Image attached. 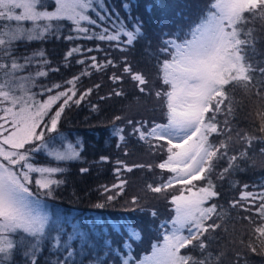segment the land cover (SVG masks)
<instances>
[{
	"label": "snow or ice",
	"instance_id": "obj_1",
	"mask_svg": "<svg viewBox=\"0 0 264 264\" xmlns=\"http://www.w3.org/2000/svg\"><path fill=\"white\" fill-rule=\"evenodd\" d=\"M132 10L131 0H120L119 9L108 0H0V264H39L45 247L54 250L49 252L55 256L54 264H85V260L88 264H220L223 254L214 256L211 251L215 239L212 233L221 227L217 220H222L227 210L215 202L220 193L212 174L222 161L227 166L216 173L220 180L243 171L241 162L249 159L254 143L261 145L259 151L264 154V66L255 60L260 37L256 28L249 26L264 22V0H206L195 20L184 27L174 24L171 32H162L156 52L146 37L143 19L134 17ZM146 10L151 12V5ZM49 37L105 42L121 52L146 40L145 54L155 60L163 85L155 96L165 109L166 122L128 120L130 132L125 134L124 127L114 126L111 134L121 142H126V135L135 136L153 150L167 152V158L157 167L171 175L166 180L162 178L160 184L147 187L165 199L170 197L175 214L156 226L162 241L151 244L150 254H133L132 244L142 241L143 235L128 221L107 226L111 232L123 235L116 245L111 232L103 227L100 238L74 222L66 232L67 222H61L59 216L51 217L38 198L41 192L53 196L54 186L63 183L54 177L64 169L37 166L33 162L35 154L45 152L57 162L81 158L77 145L69 143L60 151L50 134L58 132L66 108L79 106L92 94L93 88H89L77 96V85L82 76L90 75L88 69L116 67L99 44L93 48L76 45L64 59L68 62L74 55L82 54L83 58L76 62L85 65L84 71L67 80L68 87L39 84V78L59 68L48 67L50 61L42 50L18 53L22 45ZM93 51L104 52V61L95 55H84ZM122 64L123 73L137 82L138 90L150 94L146 77L133 71L127 57ZM33 65L40 70L28 71ZM110 79L116 83L123 76L114 73ZM36 87L39 92L33 91ZM57 89L62 90L54 91ZM237 89L260 102L259 136L236 132L233 140L231 120L236 114ZM114 94L120 96L123 92ZM45 96L46 99L38 98ZM91 107L98 110L97 105ZM238 144L243 147L237 149ZM117 164L132 171L123 161ZM88 170L82 168L81 172ZM115 171L119 174L121 169ZM126 183L120 180L111 187L101 186L103 193L109 194L95 207L104 208L116 200ZM33 184L36 193L32 191ZM176 185L180 186L176 194L169 193ZM242 187L245 190L239 199L229 205L249 213L243 217L252 226L248 250L256 253L260 248L264 252V183L253 185L258 189L255 192L247 190L248 184ZM128 203L131 211L147 212L153 220L157 219V211L142 207L139 197H131ZM75 240L80 242L79 249L73 244ZM195 250H199L200 257L192 255ZM242 261L246 264L244 256L237 253L234 264Z\"/></svg>",
	"mask_w": 264,
	"mask_h": 264
},
{
	"label": "trees",
	"instance_id": "obj_2",
	"mask_svg": "<svg viewBox=\"0 0 264 264\" xmlns=\"http://www.w3.org/2000/svg\"><path fill=\"white\" fill-rule=\"evenodd\" d=\"M131 2L133 3L132 15L134 17L139 16L143 19L146 37L151 40L152 51L156 52L159 47L162 32H171L174 24L184 27L191 21L195 20L199 14V10L204 6L206 0H131ZM108 3L114 4L119 9L120 0H108ZM148 5H151V12L146 10ZM262 24H264V22L257 21L254 25L249 26L255 27L257 30L256 34L260 37V42L256 45L259 55H256L255 60L261 61V66H264V27H262ZM161 25H163V28ZM165 25H168V27H165ZM64 34H68L66 29L64 30ZM96 44H99L101 48L107 51L108 58L115 62L116 67L109 66L100 71L88 69L90 75L82 76L77 85V96L80 92L89 88H93L92 94L87 96L79 106L72 104L71 107L65 109L58 125L59 133L54 136L55 146L58 144L63 145L66 142L77 145L81 157L77 160H83V168L89 170L81 173L80 168L78 170L74 168L70 169L68 164H66L68 168L63 163L58 164V167L64 169V171L58 173L59 176H56V179L59 178V180L64 181V176L66 180L59 186H54V194L51 197L48 196V201L50 203V216L53 218L59 216L61 222H67L68 227L65 229L66 232L71 230V225L74 222L76 225H80L83 228L91 229L96 237L100 238L102 235L100 229L103 227L106 232H111V229L107 226L111 225L113 222L128 221L141 230L149 222V219H152L147 212H127L124 209H119V207L122 206L121 202L123 204L125 201V203H128L127 199L125 200V193L127 192L125 188L127 187L124 188V192L118 196L116 200L109 202L106 207H95L97 203L103 202L100 198L97 199V195L103 193L101 186H105L104 184L106 182L113 180L114 178H118L117 183H119L120 180H124L125 176H127L122 167L119 175L115 170H112V165L116 163V160L122 159L124 165L130 167H133L134 165H144V167H133L134 170L139 171V169L142 168L149 171L154 170L152 167H148L150 161L145 159L147 157H144L145 152H148L149 148L146 147V151L142 149L143 141H139L135 136L127 135L126 142L119 141L118 137L111 134L114 126L117 128L124 127L125 134H127L131 131V126L127 124L128 120L135 122L140 119L141 122L148 121L151 123L154 121L156 123H161L166 122V118L162 102L155 97V94L151 92L153 97H149L147 100L146 98H142L144 95L138 90V88H136L137 82L133 81L130 76L123 73L122 60L124 57H127V63L132 66L133 71L142 73L148 78L150 74L147 70H144V64L146 63L148 64L147 68L149 67V70H154L153 76L156 81V89L154 90L153 87L152 90L155 92L163 87L158 78V68L155 60L145 54L146 40H140L134 47H131L124 52L109 48L105 42L83 40V47L85 48H93ZM71 46L73 47L76 45L72 44ZM41 50L45 52L47 59L50 61L48 67L59 68V71H50L47 77L39 78V84L47 86L61 84L64 87H68L65 82L72 77L79 75L85 69V65L76 62L78 59L83 58L82 54H76L70 58L68 62L65 61L64 58L69 50V44L67 40L63 38L56 39L49 37L44 41H34L27 45H22L18 54H31L34 51ZM118 54L121 55L122 59L119 60V63H116L115 57ZM84 55H95L100 61H104L105 59L104 52L93 51ZM112 69L113 71L121 69L119 73L123 76L121 81L113 83L110 79L114 74L111 72ZM39 70L40 68L35 65L28 69V71L33 73ZM97 84L100 85L98 89L94 88ZM59 90L62 89L54 91ZM110 90L113 91L112 95H110L111 93H108L111 92ZM33 91L39 92L40 88L36 87ZM115 91H121L123 92V95L117 96L114 94ZM234 96L237 108L236 114L231 120L233 127V140L236 139V132H239L241 135L248 133L249 135L259 136L260 133L257 129L260 120L258 119L255 110H261L260 102L257 101L254 96H251L241 89H237ZM100 97H105V99L101 100ZM38 98L46 99V96ZM141 99H144V105H147L145 111L149 112L138 114L140 117L130 115L127 120L126 116H123V112L129 104L132 105H129L130 108H134ZM252 104H256V106H254V111L252 109L253 106H251ZM92 105H97L98 110L93 111L91 107ZM57 106L58 104L54 105L53 111ZM132 113H134V111ZM116 117H121V119L116 120ZM220 119H223V117H220ZM118 143L120 144V147H117ZM260 146L261 145L254 143L253 148L249 149V159L246 162H241V167L244 169L243 171L236 172L235 174H228L225 179L220 180L217 178L216 173H218L221 168L227 166V162L222 161L217 167L216 172L212 174V180L216 184L217 191L220 193V196L216 198L215 202L222 205L223 208L227 210V215H225L222 220H217V222L221 224V227L212 233L215 239L211 245V251L214 256L223 254L221 256L220 264H234L237 253L244 256L246 264H264V252H262L260 248H258V251L260 252L259 254L250 252L246 247L247 244L245 245L243 243L241 246V243L243 242L242 238L244 239L249 236V231L252 227L248 221L243 219L244 216L248 215V212H245L239 207L231 208L229 205L230 201L238 200L240 193L245 190L242 185L248 184L250 187L247 190L255 192L258 189L252 186L264 183V171H261V160L264 159V154L260 153ZM241 147H243L242 144L237 145V149ZM156 156L158 158L156 164L158 165L167 158V152L166 150L157 151ZM101 157H107L108 160L101 161ZM133 163L135 164L133 165ZM91 165H93V167H90ZM159 170L161 173L165 171L161 169ZM125 172H128L129 174L132 173L133 170L131 172L125 170ZM115 175L117 176L115 177ZM169 175H171V173L167 172L165 175L161 174V177L166 180ZM146 176L149 178L147 180V186L149 184L156 185L157 182L158 184L162 182V178L158 179L157 175L150 174ZM134 181H137V179L133 178V182ZM144 181L146 180L144 179ZM111 183H113V181H111ZM97 185L101 186L98 187ZM179 187L180 186H177L176 190ZM98 188H100L99 191H97ZM146 193L148 194L146 197L138 196L141 203L142 199H152L151 194L153 192H151L148 187ZM94 200H97L98 202L93 203ZM92 203L94 205H92ZM141 206L151 209V205L149 204H143ZM248 207L251 208L250 205H248ZM160 209H163V212L168 211L167 213L169 215L166 219H171L174 211L173 206L170 203H165V206H156V211ZM144 216H148V218H144ZM230 230L233 231L232 233H236L241 241L229 239L228 233L231 234V232H229ZM53 235H55V233H53ZM122 238L123 235H117L116 233L111 232V239L116 245H119ZM158 239L162 241V236H160L159 230H156L155 235L153 232L148 231L145 236V242L141 241L142 246L144 247L138 248L135 245H132L134 250L133 254L137 256L142 253L149 254L151 244ZM73 244L76 249L80 248L79 240L73 241ZM227 246L229 247L226 253H221L222 249ZM231 247L235 252L231 250ZM50 251L54 250L45 247L43 255L40 256L39 264H50V262L54 264L55 256H50ZM192 255L200 257L201 253L199 250H195L192 252ZM77 260H79V257H77ZM20 264H23V262L21 261ZM85 264H88L87 260H85ZM242 264H244L243 261Z\"/></svg>",
	"mask_w": 264,
	"mask_h": 264
},
{
	"label": "rangeland",
	"instance_id": "obj_3",
	"mask_svg": "<svg viewBox=\"0 0 264 264\" xmlns=\"http://www.w3.org/2000/svg\"><path fill=\"white\" fill-rule=\"evenodd\" d=\"M49 10H52L51 8L49 9ZM183 19V18H182ZM165 27H168V25H165ZM68 42V44H69V49L70 48H72V44H75V45H78V44H80V45H82L83 46V40H73V41H67ZM74 47V46H73ZM120 53V52H119ZM122 58H121V55H117L116 57H115V61H116V63H119V60H121ZM145 66H144V70H147L148 71V73L150 74L149 75V77L147 78V80L149 81V88H150V94H145V93H143V97L142 98H146V100L147 99H149V97H153L152 95H151V92H153L154 94H155V92H154V90L156 89V81H155V77L153 76L154 75V70H149V67L147 68V65L148 64H144ZM121 70V69H120ZM120 70H117V71H113V69L111 70V72L112 73H115V74H117V75H120L119 73H120ZM154 87V90H152V88ZM136 88H137V86H136ZM111 91V90H110ZM108 92V91H107ZM106 92V93H107ZM108 93H111V95H112V93H113V91H111V92H108ZM156 97V96H155ZM157 98V97H156ZM144 99H141V100H139L138 101V103L136 104V106L134 107V108H130L129 107V105L130 106H132L131 104H129L128 105V107L125 109V111L123 112V116H126V118H127V120H128V118L130 117V115H136V116H138V117H140V115H138V114H141V113H143V112H146V113H148L149 111H145L146 109H145V107L147 106V105H144ZM251 106H253L252 107V109H253V111H254V106H256V104L255 105H251ZM69 110V109H68ZM70 111H71V109H70ZM134 111V113H132ZM255 112L257 113L258 112V110H255ZM142 116H145V115H142ZM139 121L141 122V120L139 119ZM162 123V122H161ZM57 133H59V132H57ZM57 133H52V134H50L52 137H54ZM70 142H66V143H64L63 145H60V144H58V145H56L55 147L57 148V149H59L60 151H64L65 149H66V146H67V144H69ZM143 143V146H142V149L144 150V151H146V147L147 148H149V150H148V152L146 151L145 152V156L144 157H147V158H145V159H147L148 161H150L149 162V165H151V167L154 169V170H152V171H149V170H146L145 168H142V169H139V171L138 170H134V168L132 169L133 170V172L132 173H129L128 174V172H125V168L123 167V166H120V164L118 165L117 164V161H123L122 159H118V160H116V163L114 164V165H112V170H115V169H117V168H120L121 169V167L123 168V171H124V173H125V175H127V176H125V181L127 180L128 181V183H126V185L124 186V188L125 187H127V188H125V190L127 191L126 193H125V195H126V197H125V200L127 199V202L128 201H130V199H131V197H133V196H143V197H146V195H148L147 193H146V189H147V180L149 179V178H147V176L146 175H157V177H158V179H161L162 177H161V174H166L167 173V171L165 170L163 173H161V171L159 170V168L157 167V164H156V161H157V151H164L163 149H159V148H157L155 151H153L152 150V148L150 147V145L148 144V143H146V142H142ZM71 144H73V143H71ZM74 145V144H73ZM78 150H79V148H78ZM143 157V158H144ZM40 159H43V160H40ZM52 159V160H51ZM54 161V162H53ZM37 166H41V167H58V164H64L67 168H68V166L70 167V169H72V168H74V169H76V170H78L79 168L80 169H82L83 168V160H69V161H64V162H57V161H55L53 158H51V157H49L45 152H39V153H36L35 154V156H34V161H33ZM124 162V161H123ZM49 163V164H48ZM138 163V162H137ZM66 164H68V166L66 165ZM135 163H133V165H134ZM140 164V163H139ZM153 165H155V166H153ZM128 166V165H127ZM85 167H87V166H85ZM90 167H93V165H91ZM128 167H130V166H128ZM75 170V171H76ZM261 171H264V159H262L261 160ZM82 173V172H81ZM113 173H114V171H113ZM35 175H38V174H35ZM119 175V174H118ZM56 176H59V174H56L55 175V179H56ZM62 176V175H61ZM117 175H115V177H116ZM129 176V177H128ZM75 178H78V177H75ZM133 178H135V179H137V181H134L133 182ZM129 179V180H128ZM144 179L146 180V181H144ZM58 180H59V178H58ZM63 180L65 181L66 180V178L63 176ZM63 181V182H64ZM111 181H113V183H111ZM118 182V178H114L113 180H110V181H108V182H106L104 185L105 186H108V187H111L113 184H118L117 183ZM157 184H158V182H157ZM156 184V185H157ZM102 185V184H101ZM101 185H97L98 187H100ZM151 185H153V186H156V185H154V184H151ZM177 186H179V185H176L175 186V188H172V189H169L168 191L170 192V193H172V194H176V188H177ZM32 191L34 192V193H36L37 192V189H36V187H35V185L33 184L32 186ZM56 187V186H55ZM99 189L100 188H98V190L97 191H99ZM116 192V190L115 189H113L112 190V194H114ZM107 194H109V193H102V194H99V195H97V199H101L102 201H104L105 200V196L107 195ZM151 196H152V199L151 198H149V199H142V203L143 204H149V205H151V209H155L156 210V206H165V203L166 204H169L170 202H169V200H170V197H169V199H165L164 198V196L162 195V194H156V193H152L151 194ZM38 198L40 199V201H41V203H42V205L44 206V210L45 211H47L48 213H49V215H50V212H49V210H50V203H49V197L48 196H45V195H43L42 194V192L41 193H38ZM95 202H98L97 200H94L93 201V203H95ZM126 202V201H125ZM124 202V204L121 202V207H119V209H124L125 211H127V212H129V211H131L130 209H131V205L129 204V203H125ZM169 202V203H168ZM92 203V205H94ZM141 202H140V204L141 205H143ZM251 206V205H250ZM164 210L163 209H160V210H157V213H158V216H157V219H155V220H153V219H149V222L144 226V228H142L141 229V231H142V235L144 236V238L142 239V241H144L145 242V236H146V233L148 232V231H151V232H153L154 233V235H155V233H156V230H158L157 229V225H159L161 222L160 221H165V220H167L166 218L168 217V211L167 212H163ZM161 213V214H160ZM166 213V214H165ZM248 215H249V213H248ZM144 218H148V216H144ZM251 231V230H250ZM249 231V232H250ZM229 232H231V234L230 233H228V236H229V239H232V240H234V241H237V240H240L241 241V239L240 238H238L237 237V235H236V233H232L233 231H229ZM241 235V234H240ZM248 240H249V236L248 237H246V238H242V243H241V246L243 245V243L246 245L247 243H248ZM232 244V243H231ZM132 245H135L136 247H138V248H141V247H144V246H142V242L141 241H136V242H134ZM228 247L229 246H227L226 248L224 247V249H222V251H221V253H226V251H227V249H228ZM231 250H233V252H235V250L231 247ZM256 253H259L260 254V252L258 251V249H257V252ZM235 254V253H234Z\"/></svg>",
	"mask_w": 264,
	"mask_h": 264
}]
</instances>
